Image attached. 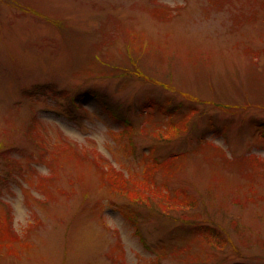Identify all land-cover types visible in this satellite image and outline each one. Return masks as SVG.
Returning a JSON list of instances; mask_svg holds the SVG:
<instances>
[{"label":"rangeland","instance_id":"374dc122","mask_svg":"<svg viewBox=\"0 0 264 264\" xmlns=\"http://www.w3.org/2000/svg\"><path fill=\"white\" fill-rule=\"evenodd\" d=\"M237 263L264 264V0H0V264Z\"/></svg>","mask_w":264,"mask_h":264},{"label":"trees","instance_id":"16d2710c","mask_svg":"<svg viewBox=\"0 0 264 264\" xmlns=\"http://www.w3.org/2000/svg\"><path fill=\"white\" fill-rule=\"evenodd\" d=\"M186 123L187 122H185L184 125H186ZM154 162H156V160ZM147 198H149V197H147ZM156 198H158V197H156ZM173 201H175V204H173ZM190 201H191L190 197H189V199H187L185 197L182 198V197H179V196L176 195V196H174V198L166 197V199L164 201H160L159 204H163L166 207H169L171 204L173 205V207L176 204H180L181 208L185 206L182 209V211H185V208L187 210L188 208L192 207ZM181 215H182L181 219H183V221H184L183 224L188 225L189 228L194 227L192 229H194V232L196 233L197 237H200V238H203L205 240H208L209 242H211V244H214V245L218 246L221 250L225 249V247H226L227 243L229 242V240H228L227 236L223 232H221L219 229H217L214 225H211V224H208V223L207 224H204V223L203 224H196L195 220H190L191 223H189L188 222L189 218H187L189 215H186V213L185 214L181 213ZM188 226H186V227H188Z\"/></svg>","mask_w":264,"mask_h":264}]
</instances>
